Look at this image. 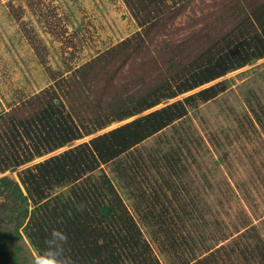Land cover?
I'll use <instances>...</instances> for the list:
<instances>
[{
    "label": "rangeland",
    "instance_id": "374dc122",
    "mask_svg": "<svg viewBox=\"0 0 264 264\" xmlns=\"http://www.w3.org/2000/svg\"><path fill=\"white\" fill-rule=\"evenodd\" d=\"M263 2L165 0L159 8L151 0H0V130L9 116L32 117L42 98L59 95L92 132L0 170V237L22 223L21 236L3 242L1 260L33 264L39 254L25 234L27 203L15 199L3 177L20 181L22 169L134 119L97 125L119 109L120 98L149 93L247 27L256 29L253 11ZM221 80L226 89L218 96L189 106L186 116L83 178L111 180L163 264L176 259L162 245L172 251L173 240L189 264H204L205 245L227 246L211 264H258L264 254V57L214 82ZM9 146L0 143V166L11 151L21 152ZM69 189L55 186L51 194Z\"/></svg>",
    "mask_w": 264,
    "mask_h": 264
},
{
    "label": "trees",
    "instance_id": "16d2710c",
    "mask_svg": "<svg viewBox=\"0 0 264 264\" xmlns=\"http://www.w3.org/2000/svg\"><path fill=\"white\" fill-rule=\"evenodd\" d=\"M153 1L159 8L165 2L151 0ZM260 9L263 13L259 16L257 14ZM253 14L255 22H259L256 29L247 27V32L244 30L240 37L231 40L227 47L213 48L211 54L209 51L204 53L202 60L201 57L194 59L186 69H182L167 80V83L163 82L149 93L140 97L130 93L120 98L117 101L120 103L119 109L97 125L101 129L114 121L138 115L134 119L22 169L19 172L20 181L2 178L3 185L10 189L15 199L27 203L22 211L24 218L29 216L25 234L38 253L43 249L47 235L56 228L63 230L69 237L65 253L73 264H163L145 238L138 222L119 198L111 180L105 174L97 178L91 177V180L83 178L101 163L115 160L143 140L186 116L189 106H194L199 101L207 102L218 96L226 89V84L224 80L214 82L216 79L263 58L264 2ZM195 89L198 90L157 107L164 101ZM147 110L149 111L143 113ZM27 116L18 119L9 116L8 127L0 130V143H7L9 146L11 140L14 148L21 151L18 154L11 151L9 156L3 158L2 161L5 162L0 166L1 171L43 157L92 133L83 129L88 124L81 122L80 125L76 121L59 95L42 98L38 111L32 117ZM166 162L168 168L169 165L174 167L169 161ZM20 184L24 186L25 192ZM66 184L70 185L67 193L52 196L51 192L55 186ZM108 191L112 194L111 198L108 197ZM151 200L152 203H160ZM30 206L33 210L29 215ZM156 218L158 222L160 217ZM21 225H17L13 231L14 235L1 234V249L6 248L3 247V242L7 244L14 237L21 236ZM206 240L202 239L203 242ZM188 241L185 238L183 242ZM170 243L172 251H167L168 243L162 244L163 249L165 248L163 251L176 258L170 264H189V257L179 256L177 248H174L175 240ZM185 244L188 246L190 243ZM205 247L208 249L207 254L200 260L204 264L218 261L217 257L213 256L227 248L225 245L216 248L207 245ZM258 258V264H264V254H260ZM8 260L7 257L4 260L0 258V263L18 264L17 260L13 263Z\"/></svg>",
    "mask_w": 264,
    "mask_h": 264
},
{
    "label": "clouds",
    "instance_id": "9594fccd",
    "mask_svg": "<svg viewBox=\"0 0 264 264\" xmlns=\"http://www.w3.org/2000/svg\"><path fill=\"white\" fill-rule=\"evenodd\" d=\"M68 235L60 229L53 228L44 240V247L33 258V264H73L65 253Z\"/></svg>",
    "mask_w": 264,
    "mask_h": 264
}]
</instances>
